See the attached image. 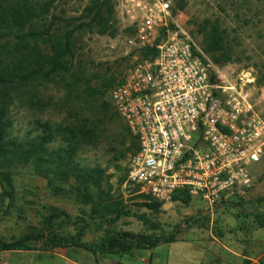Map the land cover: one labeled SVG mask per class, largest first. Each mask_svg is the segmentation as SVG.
I'll return each mask as SVG.
<instances>
[{
    "label": "rangeland",
    "instance_id": "obj_1",
    "mask_svg": "<svg viewBox=\"0 0 264 264\" xmlns=\"http://www.w3.org/2000/svg\"><path fill=\"white\" fill-rule=\"evenodd\" d=\"M3 1L10 8L25 11L21 26L6 31L2 40L0 60L4 64L16 57L18 66L25 68L30 62L40 65L41 57L48 58L50 46L46 42L25 36L32 30L57 28L54 17L66 21L59 27L84 26L73 39V68L80 75L72 79L57 74L50 81L33 82L12 93L11 137L23 140L36 121L96 126L99 138L88 139L75 160L84 168H101L104 172L101 194L105 200L102 204H108L116 213L95 219L92 208L85 206L66 185L39 177L31 166H22L13 174L12 201L4 196L0 185L1 238L12 242L44 233L52 236V240L57 237L69 243L79 240L82 245H90L108 234L125 232L169 238L171 234L198 227L214 232L247 230L248 235H253L256 227L264 226V162L255 167L254 183L248 192H235L222 203L233 212L214 222L210 217L193 220L186 214L192 204L151 211L147 207L151 203L127 186L129 163L137 144L116 113L110 92L146 57V52L134 43L136 24L127 11L129 0H103L106 6L102 9L104 21L100 23L93 22V16L86 17L87 8L97 0ZM169 1L174 19L196 44L211 78L249 81L252 102L264 117V0ZM212 41L220 44L219 50L209 49ZM70 184L74 186L73 181ZM234 216L239 220L230 218ZM30 247L34 252L54 251L42 242L31 243ZM29 254H0V264H34L36 257Z\"/></svg>",
    "mask_w": 264,
    "mask_h": 264
},
{
    "label": "built area",
    "instance_id": "obj_2",
    "mask_svg": "<svg viewBox=\"0 0 264 264\" xmlns=\"http://www.w3.org/2000/svg\"><path fill=\"white\" fill-rule=\"evenodd\" d=\"M138 61L110 92L137 143L127 186L149 203L204 204L209 211L245 194L264 162V117L249 85L212 80L169 0H129Z\"/></svg>",
    "mask_w": 264,
    "mask_h": 264
},
{
    "label": "trees",
    "instance_id": "obj_3",
    "mask_svg": "<svg viewBox=\"0 0 264 264\" xmlns=\"http://www.w3.org/2000/svg\"><path fill=\"white\" fill-rule=\"evenodd\" d=\"M102 2L103 0L93 2L92 6L86 10V17L93 16V22L100 23L104 21L102 9L106 4L103 5ZM24 8L31 12L28 7ZM23 16H25V11L10 8L3 0H0V55L3 53L2 40L6 31H12L15 26H21ZM55 21L58 22L57 28L56 26H48L44 32L32 30L29 35L25 36V38L29 37L33 40L42 39L50 46L48 58L41 57L40 65L30 62L24 68L18 66L16 57L14 61L5 64L0 60V185L4 196L12 201L11 191L14 189V171L22 166H31L34 173L39 177L58 181L66 185V188L77 193V197L81 199V202L92 208L91 211L94 213L95 219H104L109 217L110 214L116 213L108 204H102L105 202L104 196L101 194V179L104 172L99 167L94 169L84 168L75 160L80 148L88 139L99 138L95 130L96 126H64L62 124L36 121L32 132L23 140L11 137V131L14 127V122L10 118L12 93H17L21 88L33 82L50 81L57 74L69 75L72 79H77L76 76L80 75L73 68V39L75 33L83 29L84 26L74 27L68 24L59 27V24L66 23V21L57 20L54 17ZM22 28L24 29L25 26H22ZM209 49L211 51L213 49L219 50L220 44L212 41ZM144 51L146 57L155 54L154 51ZM127 130L129 132L128 128ZM55 145H57L56 149L53 148ZM71 181L74 182V186H71ZM94 191L99 194L96 195ZM139 197L148 201L142 196ZM96 200H100L101 203H96ZM188 204L189 202L186 201V205ZM147 207L151 211H157L163 206L151 203L147 204ZM174 238V236L155 238L146 234L125 232L108 234L100 241L90 245H82L79 240H72L69 243L65 239L57 237L52 240V236H45L44 233L39 236L31 234L12 242L0 237V254L30 252L33 251L30 244L40 242L49 245L51 250L74 247L94 255L98 253H128L134 248L153 250L162 243L172 242Z\"/></svg>",
    "mask_w": 264,
    "mask_h": 264
},
{
    "label": "crops",
    "instance_id": "obj_4",
    "mask_svg": "<svg viewBox=\"0 0 264 264\" xmlns=\"http://www.w3.org/2000/svg\"><path fill=\"white\" fill-rule=\"evenodd\" d=\"M197 203L194 201L190 204ZM199 203L194 207L190 205L186 212L195 221L210 217L214 222L226 218L224 214L233 212L224 205L218 206L215 211H209ZM167 206L162 209L165 210ZM230 218L239 220L235 216ZM246 231L237 229L232 233L226 230L214 232L213 229L204 231L193 227L176 235L171 234L175 237L172 242L162 243L153 250L134 248L128 253L94 255L72 247L52 252L30 251L1 255L30 253L29 255L36 257L34 264H264V226L256 227L253 235H248Z\"/></svg>",
    "mask_w": 264,
    "mask_h": 264
}]
</instances>
